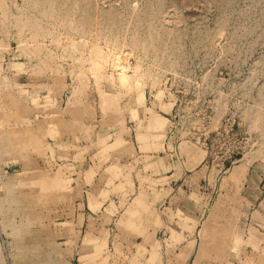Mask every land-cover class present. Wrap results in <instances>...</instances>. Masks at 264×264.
Returning <instances> with one entry per match:
<instances>
[{"label":"rangeland","instance_id":"obj_1","mask_svg":"<svg viewBox=\"0 0 264 264\" xmlns=\"http://www.w3.org/2000/svg\"><path fill=\"white\" fill-rule=\"evenodd\" d=\"M263 197L264 0H0V264L261 260Z\"/></svg>","mask_w":264,"mask_h":264},{"label":"crops","instance_id":"obj_2","mask_svg":"<svg viewBox=\"0 0 264 264\" xmlns=\"http://www.w3.org/2000/svg\"><path fill=\"white\" fill-rule=\"evenodd\" d=\"M165 115L167 116L166 119L168 121V126L166 129V139L164 142V147H165L164 148V150H165L164 154H166L165 159H166V163L168 164V166H172V167L174 166L170 172L166 173V175L168 178H172L171 179L172 185H173V183L175 185L177 183L176 181L183 179L189 170H188V168H186L185 165H183V163H181L180 165H175V160H177V161L179 160V158H178L179 155H178V153L174 152V144H175V141H174V114H172V113L168 114L167 113ZM158 129L160 130V127H158ZM157 130L156 131L153 130V132H157ZM175 145H179V143H176ZM177 147H179V146H177ZM89 151H90V148H89L87 155H86L87 156L86 158L88 161L92 157V156L88 155ZM99 153L97 152V154H99ZM97 154H95L94 156H96ZM95 167H100V168H95ZM103 167L105 169V166H103ZM103 167L99 166V165L94 166V165L89 164V167L87 169L95 168V170L98 173L95 175L94 179H92L90 181H88L87 179H84V178L81 180L82 181L81 189H82L83 201H87V204H85V208L89 211H90V207H89L90 204L88 201H90V199L94 200L95 198L98 199L99 201H101V199H103L102 194H105L106 191L108 190L106 187H104L105 184L99 185V188H100L99 190H97V191L94 190V188H98L96 186L98 185V181L100 182V174H101V172H103V170H102ZM179 167L181 168L180 171L177 170ZM177 174H179L180 176H177L173 179V177ZM118 182H120V181H118V180H117V182L115 181V184H118ZM93 185L95 187H93ZM256 204H257V206L263 205L264 204V197L262 198V200L260 198L258 201H256ZM252 253L255 254L254 252H252ZM254 259L255 260H248L246 257H242L236 263L237 264H264V258L259 260L257 254L254 255Z\"/></svg>","mask_w":264,"mask_h":264}]
</instances>
